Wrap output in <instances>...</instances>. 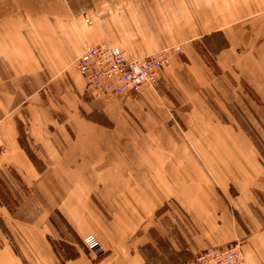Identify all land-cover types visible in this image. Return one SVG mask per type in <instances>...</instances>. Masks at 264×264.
Returning a JSON list of instances; mask_svg holds the SVG:
<instances>
[{"label": "crops", "instance_id": "obj_1", "mask_svg": "<svg viewBox=\"0 0 264 264\" xmlns=\"http://www.w3.org/2000/svg\"><path fill=\"white\" fill-rule=\"evenodd\" d=\"M204 37L217 70L264 100V0H0V264H60L53 238L73 243L65 264H194L234 241L246 264H264L254 143L216 119L210 138L127 140L125 106L157 90L94 100L76 67L87 44L131 58L169 49L191 102L164 113L206 116L191 105L202 100L192 66L210 68L194 46ZM198 118L182 119L202 130ZM89 234L105 253L77 246Z\"/></svg>", "mask_w": 264, "mask_h": 264}, {"label": "rangeland", "instance_id": "obj_2", "mask_svg": "<svg viewBox=\"0 0 264 264\" xmlns=\"http://www.w3.org/2000/svg\"><path fill=\"white\" fill-rule=\"evenodd\" d=\"M206 38L207 37L202 38V41L196 42L194 46L201 59L205 61L204 63H207L210 68L203 67L198 69L199 67L197 64L192 66L195 67V69L191 72L196 81V90H198V88L201 86L200 92L198 93H200V96H202V100H195L193 98V103L191 105L198 106L197 104H199V106H204L206 109L211 108L213 112L211 113L209 111L210 114L206 116H181L178 115L175 110L170 109V115L166 111L164 113V106L166 105L167 101L173 103L175 107L177 102H185L184 93H186V82L184 81L183 76H181V70L175 69L178 67V61L173 55L170 56L169 49H164L167 53V61L160 70L159 86L156 89L157 92L151 94L153 97L148 98L147 102L137 101L140 99V97H136V99L134 97L133 99L136 100L133 103L134 106H125V109H130L132 112H135V118L133 115H131L132 121L126 117L128 122L133 123L134 128H131L127 125L126 130L120 131V133L123 137H126L127 140H157L158 142H161V140L164 141L165 139H171L175 141L181 140L183 142L182 138L197 139L198 137H213V129L211 128V130L207 128H210L208 124L211 125L209 119H216L222 124L230 125L231 123L243 136L247 137V139L254 143V147L257 150L259 159L264 168V100L257 97L256 92L253 90L251 85H248L241 80L238 81V83H234V81L229 76L217 70L212 58L216 50L214 47L207 45ZM175 52L177 58H181L180 56L182 55V51L180 49H176ZM197 86L199 87L197 88ZM187 90L189 95L191 94L189 96L190 98H192V95L195 96L192 90ZM170 91L174 92L179 100H176L177 98L175 99V97L172 98L171 95L166 97L164 92L170 94ZM89 98L97 100L91 96H89ZM190 102L191 101H186L185 103L189 104ZM155 108H159L158 110L162 109V111L156 115L153 112V109ZM198 117L202 119L205 117L207 121H209L207 122V125H205L206 127H204V124H202L204 129H197L196 125L198 124L195 123V127L188 130L187 125L182 118H185V120L189 119V121L192 122L195 120L197 121V119L199 120ZM156 122H161L159 124H162L159 126L158 130L154 129ZM169 122L170 125L168 124ZM119 123H121L123 126V120H120ZM158 144L159 146L156 148L157 150L160 149L165 151L167 149L161 143ZM178 149L180 153V148ZM127 158H130V156H127ZM15 186L23 187L20 183H16ZM11 187H13V185H11ZM13 208H15V206H13ZM51 214L53 215V213ZM54 218L57 220L56 222L58 225L62 223L55 215ZM68 235L69 234L66 236ZM69 236L72 237V235ZM52 241V246L60 258V264H65L70 252H76L73 243L66 242L65 238H53ZM94 243L99 244L97 238L94 235L89 234L76 244L78 247H80V249L84 248L89 252H93L97 256L105 253L103 252V249H101L100 244V248H98Z\"/></svg>", "mask_w": 264, "mask_h": 264}, {"label": "built area", "instance_id": "obj_3", "mask_svg": "<svg viewBox=\"0 0 264 264\" xmlns=\"http://www.w3.org/2000/svg\"><path fill=\"white\" fill-rule=\"evenodd\" d=\"M165 50L141 57H127L117 46L87 44L77 58V68L87 92L95 99L113 95L140 94L145 88L156 90L160 70L166 64ZM2 150L0 136V151ZM98 248L99 244L94 243ZM241 243L231 242L200 252L194 264H246Z\"/></svg>", "mask_w": 264, "mask_h": 264}]
</instances>
